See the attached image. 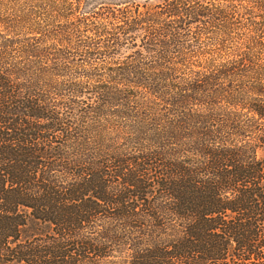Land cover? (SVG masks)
Masks as SVG:
<instances>
[{
	"label": "trees",
	"instance_id": "16d2710c",
	"mask_svg": "<svg viewBox=\"0 0 264 264\" xmlns=\"http://www.w3.org/2000/svg\"><path fill=\"white\" fill-rule=\"evenodd\" d=\"M90 2L0 0V264H264V0Z\"/></svg>",
	"mask_w": 264,
	"mask_h": 264
},
{
	"label": "rangeland",
	"instance_id": "374dc122",
	"mask_svg": "<svg viewBox=\"0 0 264 264\" xmlns=\"http://www.w3.org/2000/svg\"><path fill=\"white\" fill-rule=\"evenodd\" d=\"M100 1H103V0H91L89 5H95V4L99 3ZM135 1L140 2V3H143V2H146V1H149V3H154V2L159 1V0H135ZM259 155L260 156H264V150H259ZM38 226L39 225L36 222H34V220H30L28 222L27 226H25L23 228V235L28 234L32 230L36 229Z\"/></svg>",
	"mask_w": 264,
	"mask_h": 264
}]
</instances>
